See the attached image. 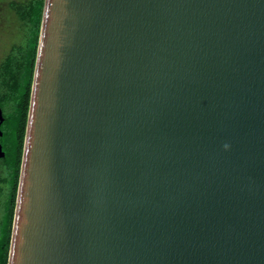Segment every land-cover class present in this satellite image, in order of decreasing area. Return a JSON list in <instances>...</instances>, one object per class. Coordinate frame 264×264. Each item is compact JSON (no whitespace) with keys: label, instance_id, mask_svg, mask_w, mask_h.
Returning a JSON list of instances; mask_svg holds the SVG:
<instances>
[{"label":"water","instance_id":"95a60500","mask_svg":"<svg viewBox=\"0 0 264 264\" xmlns=\"http://www.w3.org/2000/svg\"><path fill=\"white\" fill-rule=\"evenodd\" d=\"M21 160L6 264H264V0H44Z\"/></svg>","mask_w":264,"mask_h":264},{"label":"trees","instance_id":"16d2710c","mask_svg":"<svg viewBox=\"0 0 264 264\" xmlns=\"http://www.w3.org/2000/svg\"><path fill=\"white\" fill-rule=\"evenodd\" d=\"M43 2L0 0V32L7 31L12 38L0 58V106L7 122L10 118L15 119L13 126L9 123L5 126L4 142L7 153L17 162L23 140ZM11 197L13 199L14 192ZM12 205L13 201L11 208L0 218V264L7 263Z\"/></svg>","mask_w":264,"mask_h":264},{"label":"flooded vegetation","instance_id":"af4514ba","mask_svg":"<svg viewBox=\"0 0 264 264\" xmlns=\"http://www.w3.org/2000/svg\"><path fill=\"white\" fill-rule=\"evenodd\" d=\"M28 103H29V100H28ZM0 108L2 110L1 106ZM27 111H28V107H27ZM2 113H3V110H2ZM3 116H4V120L0 125L1 131H2V135L0 136V144L2 146V150L4 151V156L0 157V218L4 217L5 212H7L11 208V201H13L12 211L14 213L16 193H17V187H18V181H19V175H20V167H21V161H22L21 159H22L27 114H26V119H25L20 158L18 162L15 157L13 158L11 155L7 153V150L5 148L4 129L8 122H7V119H5L4 113H3ZM5 170H7L6 174H4ZM14 182H15V189L13 190ZM12 192H14L13 199L11 197ZM12 219H13V215H12Z\"/></svg>","mask_w":264,"mask_h":264},{"label":"rangeland","instance_id":"374dc122","mask_svg":"<svg viewBox=\"0 0 264 264\" xmlns=\"http://www.w3.org/2000/svg\"><path fill=\"white\" fill-rule=\"evenodd\" d=\"M7 34H8L7 31H4V30H2L0 32V58L3 56V52L5 51V49L7 47V44L10 43L11 42V39H12ZM9 120L10 121L8 122L9 123L8 125L13 126L14 125V122L13 121L15 119L14 118L13 119L10 118ZM7 140H10V139H7ZM9 145L12 146V143L9 142ZM6 173H7V170L4 171V174H6Z\"/></svg>","mask_w":264,"mask_h":264}]
</instances>
